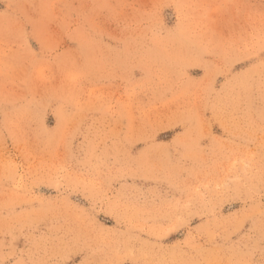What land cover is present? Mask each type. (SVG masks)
<instances>
[{
    "label": "rangeland",
    "instance_id": "obj_1",
    "mask_svg": "<svg viewBox=\"0 0 264 264\" xmlns=\"http://www.w3.org/2000/svg\"><path fill=\"white\" fill-rule=\"evenodd\" d=\"M0 264H264V0H0Z\"/></svg>",
    "mask_w": 264,
    "mask_h": 264
}]
</instances>
